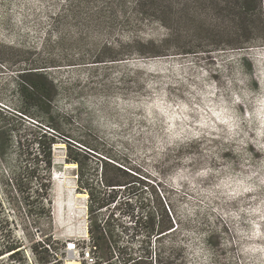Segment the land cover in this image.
<instances>
[{
  "label": "rangeland",
  "instance_id": "rangeland-1",
  "mask_svg": "<svg viewBox=\"0 0 264 264\" xmlns=\"http://www.w3.org/2000/svg\"><path fill=\"white\" fill-rule=\"evenodd\" d=\"M138 2L0 0V109L17 114L22 136L43 130L58 139L51 199L64 264H82L68 243L89 238V196L78 191L65 141L138 169L163 191L178 230L152 240L153 256L177 249L175 264H264V47L175 55L168 35L199 40L201 27L170 32L143 13L149 1ZM39 68L57 89L48 126L56 131L20 113L19 76ZM97 158L83 171L96 183ZM141 198L150 199L146 189Z\"/></svg>",
  "mask_w": 264,
  "mask_h": 264
},
{
  "label": "trees",
  "instance_id": "trees-1",
  "mask_svg": "<svg viewBox=\"0 0 264 264\" xmlns=\"http://www.w3.org/2000/svg\"><path fill=\"white\" fill-rule=\"evenodd\" d=\"M147 1L149 5L143 13L161 22L170 32L172 26L177 30L181 25L200 26L205 34L196 40L187 39L180 31L170 33L165 43L175 55L198 56L212 52L206 51L208 48L216 51L264 47V0H180L177 4L139 0V7ZM19 79L20 113L50 126V120H54L52 101L57 94L54 83L40 68L24 71ZM17 118L16 113L0 109V167L8 168L7 174L0 172V263L8 260L13 264H64L66 245L54 234L51 199L53 147L58 139L43 130L32 138L22 136V125ZM48 128L56 131V127ZM65 143L70 151L68 161L76 163L80 170L78 191L89 196V238L83 241L84 246L76 244L82 264L177 263L180 257L177 249H172L167 257L153 256L150 251L153 239L161 240L178 230L163 191L157 185L152 186L148 177L130 165L94 157L97 151L84 143L80 145L85 149L73 146L70 141ZM73 153L75 157L71 159ZM93 158H97V165L101 164L99 182L103 188L98 186L99 182L84 178L87 162H94ZM144 189L150 195L146 201L141 198ZM123 193L138 199L122 202ZM115 212L123 215L122 218H116ZM125 217L131 225L123 221ZM19 231L24 240L18 239ZM136 242H139L138 248Z\"/></svg>",
  "mask_w": 264,
  "mask_h": 264
},
{
  "label": "built area",
  "instance_id": "built-area-1",
  "mask_svg": "<svg viewBox=\"0 0 264 264\" xmlns=\"http://www.w3.org/2000/svg\"><path fill=\"white\" fill-rule=\"evenodd\" d=\"M76 251V244L75 243H68L67 252L73 253ZM85 258H88V255L85 256Z\"/></svg>",
  "mask_w": 264,
  "mask_h": 264
},
{
  "label": "bare ground",
  "instance_id": "bare-ground-1",
  "mask_svg": "<svg viewBox=\"0 0 264 264\" xmlns=\"http://www.w3.org/2000/svg\"><path fill=\"white\" fill-rule=\"evenodd\" d=\"M72 167H73V166H72ZM75 167H76V166H75ZM81 196L83 197V194H82V195H80V194L77 195L78 198L81 197ZM85 196H86V195H85ZM85 199H87V198H85ZM68 264H77V263H76V262H70V263H68Z\"/></svg>",
  "mask_w": 264,
  "mask_h": 264
}]
</instances>
